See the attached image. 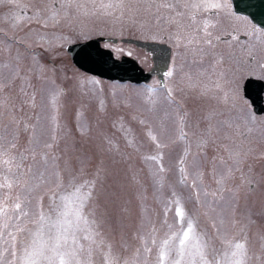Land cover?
I'll return each mask as SVG.
<instances>
[{
  "label": "snow or ice",
  "instance_id": "1",
  "mask_svg": "<svg viewBox=\"0 0 264 264\" xmlns=\"http://www.w3.org/2000/svg\"><path fill=\"white\" fill-rule=\"evenodd\" d=\"M6 2L13 28L34 18L44 29L78 17L127 19L177 52L164 72L173 86L137 92L148 115L132 119L147 145L135 150L152 148L141 157L157 206L141 193L133 217L131 201L108 191L86 153L61 154V141L73 135L62 123L66 90L40 58L59 56L71 36L36 33L39 53L9 39L26 48L27 65L19 51L0 48V264H264V173L250 162L258 158L253 138H264V109L257 113L247 87L241 91L245 77L264 81V26L236 15L230 0H41L34 12ZM185 95L208 108L194 114L177 98ZM77 131L87 135L83 125ZM169 142L176 150L166 166Z\"/></svg>",
  "mask_w": 264,
  "mask_h": 264
},
{
  "label": "rangeland",
  "instance_id": "2",
  "mask_svg": "<svg viewBox=\"0 0 264 264\" xmlns=\"http://www.w3.org/2000/svg\"><path fill=\"white\" fill-rule=\"evenodd\" d=\"M18 2L33 6L31 10L34 12L35 7L40 5L41 0H18ZM12 11H15V9L6 0L0 4V30H2L0 32V48H3L7 53L10 47L13 55L19 51L25 57L24 65L30 63L27 59L28 52L26 48L14 42L9 44V39L12 41H25L26 44L32 46L33 50L39 53L40 49L35 44L36 33L47 32L49 34H67L71 36L70 41L64 44L59 56L53 57L45 54L40 58L41 64L50 69L47 74L48 77L55 80L57 84L66 90V95L63 97L62 123L71 129L73 135L66 141H61V154L74 159L76 156L86 153L91 161L90 170H94L97 166L103 169L101 174L107 176L106 187L108 191H116L122 199L131 201L130 208L133 217H136L139 212L137 197L141 193L146 197L147 206L156 208L154 189L151 186V178L148 172L149 166L144 164L141 157V153L152 151V148H141L139 152L135 150L142 143L147 145V141L143 135L144 127L137 120H133L132 117L147 118L148 114L140 107L137 92L149 85H155L159 82L158 79L153 77L154 79L149 84H133L98 78L78 69L65 48L68 44L86 41L98 36L152 40L149 33L134 26L127 19L121 23L119 21L113 22L84 17L74 19L71 25L64 23L54 28L50 26L47 29H44L34 18L30 23L13 28L7 19ZM137 20L143 22L139 17ZM160 26L166 27V22L162 20ZM80 33H83V35H80ZM168 44L173 47L176 53L177 48L175 45ZM104 45L112 48L118 56H133L146 69H150L154 64L150 54L133 44L105 43ZM89 80H97L99 84L88 83ZM80 81H84L83 86H81ZM243 81L241 82V91ZM167 83L170 87L173 86L169 81ZM114 92L117 93V97L113 96ZM177 98L181 99L185 107L194 114L202 113L208 108L206 102L195 99L191 95H185L183 98L178 96ZM126 104L131 106L126 107ZM78 125H83L87 129L86 136L82 137L77 131ZM121 125H123V128ZM124 129H131V135L126 133ZM171 138H175L174 134ZM23 139L22 137V142ZM109 139L118 147V153L106 150ZM253 139L256 150L255 155L258 158L250 162L257 173H264V159L259 158L260 154L264 153V138L257 134ZM128 140H134V145L130 146ZM175 150L176 145L169 142V148L165 150L166 166H170L172 163L168 154L174 153ZM214 154L209 149V157ZM133 176H135V180L132 179ZM241 206L243 207V202H241ZM259 209L260 204L257 202L256 210ZM258 223H261V227H264V222L258 221Z\"/></svg>",
  "mask_w": 264,
  "mask_h": 264
},
{
  "label": "water",
  "instance_id": "3",
  "mask_svg": "<svg viewBox=\"0 0 264 264\" xmlns=\"http://www.w3.org/2000/svg\"><path fill=\"white\" fill-rule=\"evenodd\" d=\"M234 6L238 12L249 15L255 23L264 26V0H234ZM103 43L133 44L151 53L154 66L151 70H146L133 56H118L113 49L103 46ZM66 49L73 62L87 73L108 80L136 84L149 83L155 75L164 83V72L169 67L166 60L171 57V47L167 44L131 37L100 36L67 45Z\"/></svg>",
  "mask_w": 264,
  "mask_h": 264
},
{
  "label": "flooded vegetation",
  "instance_id": "4",
  "mask_svg": "<svg viewBox=\"0 0 264 264\" xmlns=\"http://www.w3.org/2000/svg\"><path fill=\"white\" fill-rule=\"evenodd\" d=\"M235 13L238 16H245V15L239 14L237 12H235ZM245 17H247V16H245ZM249 20L251 21V19H249ZM253 24H255V23H253ZM159 42H164V41H159ZM145 52H147V51L145 50ZM147 53L150 54L149 52H147ZM175 56H176V53L174 52L173 53V60H175ZM247 81H248V78L246 77L243 81V84H242V92H244L245 87H247V92L250 93L251 100L254 99V101L257 102L256 104L254 103L255 105L252 104V107L257 113H259L262 109H264V81H261L258 77L252 79L250 84L247 83Z\"/></svg>",
  "mask_w": 264,
  "mask_h": 264
}]
</instances>
